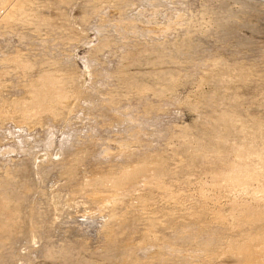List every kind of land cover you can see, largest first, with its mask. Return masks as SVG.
<instances>
[{
    "label": "rangeland",
    "instance_id": "rangeland-1",
    "mask_svg": "<svg viewBox=\"0 0 264 264\" xmlns=\"http://www.w3.org/2000/svg\"><path fill=\"white\" fill-rule=\"evenodd\" d=\"M0 264H264V0H0Z\"/></svg>",
    "mask_w": 264,
    "mask_h": 264
},
{
    "label": "bare ground",
    "instance_id": "bare-ground-1",
    "mask_svg": "<svg viewBox=\"0 0 264 264\" xmlns=\"http://www.w3.org/2000/svg\"><path fill=\"white\" fill-rule=\"evenodd\" d=\"M48 79V78H47ZM55 81V80H54ZM43 82V81H42ZM47 83H48V81H46ZM49 85V84H48ZM48 87H51L50 85L48 86ZM61 88V87H60ZM52 90V89H51ZM48 91V90H47ZM60 91V90H59ZM48 93V92H47ZM51 93H52V91H51ZM49 95H50V93H49Z\"/></svg>",
    "mask_w": 264,
    "mask_h": 264
}]
</instances>
